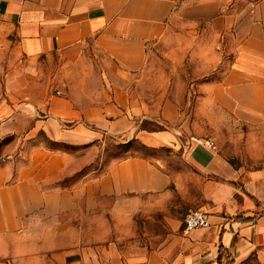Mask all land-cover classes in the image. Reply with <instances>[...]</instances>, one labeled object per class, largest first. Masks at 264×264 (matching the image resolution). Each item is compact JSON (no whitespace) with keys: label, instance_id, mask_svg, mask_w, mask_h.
Instances as JSON below:
<instances>
[{"label":"crops","instance_id":"crops-1","mask_svg":"<svg viewBox=\"0 0 264 264\" xmlns=\"http://www.w3.org/2000/svg\"><path fill=\"white\" fill-rule=\"evenodd\" d=\"M181 3L0 0V52L15 64L56 59L62 68L54 78L31 76L30 83L47 85L37 98L30 86V103L0 107V137L43 132L55 143L97 146L111 136L160 153L83 173L72 170L74 154L39 146L21 164L0 168V257L16 264H264V0L241 13L214 8L213 27L235 43L228 70L182 100L165 92L155 108L134 82L145 79L149 48L169 42ZM210 57L211 68L223 62L219 53ZM99 66L100 74L89 73ZM147 119L166 127L149 131L141 127ZM192 135L214 139L218 150L192 144ZM228 142L241 158L227 152ZM190 209L206 213L211 226L186 230Z\"/></svg>","mask_w":264,"mask_h":264},{"label":"rangeland","instance_id":"rangeland-1","mask_svg":"<svg viewBox=\"0 0 264 264\" xmlns=\"http://www.w3.org/2000/svg\"><path fill=\"white\" fill-rule=\"evenodd\" d=\"M182 1L181 6H185L183 14L175 24L174 19L170 24L169 42L149 48L148 66L143 74L145 79L138 82L136 77L134 82L135 87L137 83L139 84L140 94L155 108H159L167 96L165 92L171 99L175 97L182 100L185 92H196L198 85L222 79L233 59L235 43L232 33L223 32L220 35L221 30H218L220 26L213 27L212 16L216 12L214 8L219 6L220 12L216 13L220 14L241 13L259 0H190V3ZM1 47L2 44L0 49ZM223 51L224 54L221 55ZM5 53V51L0 52V107L8 105L11 108L14 106L21 108L27 104L28 99L30 103L28 98L31 97L30 86L32 84L35 86L36 97L38 90L40 91L43 85H47L43 79L30 83L31 76L51 75L54 78L62 72L60 62L56 59L51 64L45 62V64L29 65L24 61L15 64V61H11L10 56ZM211 53L213 55L219 53L223 56L222 64L216 69L210 67ZM99 68L100 66L95 67V70L89 73L100 74ZM76 73L82 72L76 71ZM12 76H21V79L8 83ZM22 78H28L29 82L23 81ZM96 85L97 83L94 82L91 89L96 90ZM51 86L52 92L57 93L59 83L52 82ZM141 127L149 131H159L166 125L147 119L141 123ZM192 136L215 142L212 138ZM127 140V138L105 136L97 146H72L52 142L43 132H39L34 138H27L26 135L0 137V168L9 164H21L28 159L31 151L39 146L54 152L74 154L76 159L72 164V170L83 173L91 170L101 173L110 163L130 156H142L150 160L160 156V153L144 147L136 140L129 142ZM225 145L224 148L231 156L241 158L236 152L237 149L229 146V142ZM262 156L264 158V153ZM0 264H16V262L10 258L0 257Z\"/></svg>","mask_w":264,"mask_h":264},{"label":"built area","instance_id":"built-area-1","mask_svg":"<svg viewBox=\"0 0 264 264\" xmlns=\"http://www.w3.org/2000/svg\"><path fill=\"white\" fill-rule=\"evenodd\" d=\"M189 141L197 146L204 147L210 151H217V144L213 140H203L194 136L189 137ZM211 226L210 221L206 213L201 210L190 209L185 216L186 230L191 231L199 228H209Z\"/></svg>","mask_w":264,"mask_h":264},{"label":"trees","instance_id":"trees-1","mask_svg":"<svg viewBox=\"0 0 264 264\" xmlns=\"http://www.w3.org/2000/svg\"><path fill=\"white\" fill-rule=\"evenodd\" d=\"M221 260V259H220Z\"/></svg>","mask_w":264,"mask_h":264}]
</instances>
